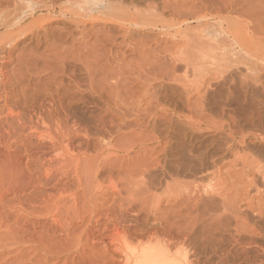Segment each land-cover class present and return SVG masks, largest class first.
Masks as SVG:
<instances>
[{"label":"rangeland","instance_id":"rangeland-1","mask_svg":"<svg viewBox=\"0 0 264 264\" xmlns=\"http://www.w3.org/2000/svg\"><path fill=\"white\" fill-rule=\"evenodd\" d=\"M163 1L0 0V264H264V0Z\"/></svg>","mask_w":264,"mask_h":264},{"label":"bare ground","instance_id":"bare-ground-1","mask_svg":"<svg viewBox=\"0 0 264 264\" xmlns=\"http://www.w3.org/2000/svg\"><path fill=\"white\" fill-rule=\"evenodd\" d=\"M123 0H118V2H121ZM187 3V0H180V4L181 5H185ZM119 4V3H118ZM177 2L176 0H164L163 1V6L164 8H170V10L172 11V8L174 6V9L176 10L177 8ZM257 174L260 175L262 177V181H263V186H264V165L260 166L257 169ZM260 200L262 203V201H264V193L263 195L260 196ZM262 209H260V211H256L255 216L260 220V221H264V204L262 205ZM236 214H242L243 216H246L247 213L245 211H236ZM257 237V238H256ZM248 239L251 242L252 240H255V244H257L258 242H264V230L261 229L260 232H257L255 230L249 231V235H248ZM253 241L251 243H253ZM260 251L262 253H264V246H260ZM168 253H164V252H160V251H155L153 249H148V250H144L141 253V257L140 255V262L139 264H178L175 262V260H171L170 257L167 256ZM171 256V255H170ZM134 257V256H133ZM137 258V257H136ZM132 259V258H131ZM130 260V259H129ZM130 262V261H129Z\"/></svg>","mask_w":264,"mask_h":264}]
</instances>
